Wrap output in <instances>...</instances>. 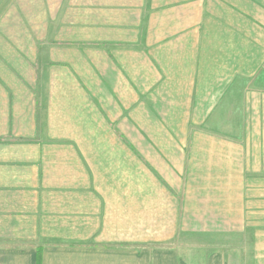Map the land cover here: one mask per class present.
<instances>
[{
    "label": "crops",
    "instance_id": "1",
    "mask_svg": "<svg viewBox=\"0 0 264 264\" xmlns=\"http://www.w3.org/2000/svg\"><path fill=\"white\" fill-rule=\"evenodd\" d=\"M0 264H264V0H0Z\"/></svg>",
    "mask_w": 264,
    "mask_h": 264
}]
</instances>
